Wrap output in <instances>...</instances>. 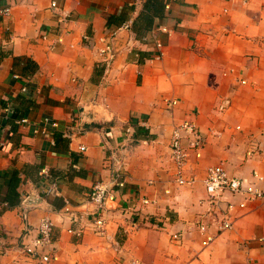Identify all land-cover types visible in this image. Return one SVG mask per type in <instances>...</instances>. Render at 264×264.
<instances>
[{
	"label": "crops",
	"instance_id": "1",
	"mask_svg": "<svg viewBox=\"0 0 264 264\" xmlns=\"http://www.w3.org/2000/svg\"><path fill=\"white\" fill-rule=\"evenodd\" d=\"M51 1L70 14L62 29ZM7 4L10 13L0 15V264H264V197L241 208L242 196L227 192L232 226L219 232L217 212L205 214L203 183L207 167L222 164L247 180L256 171L264 185V0H171L167 8L164 0H0ZM128 19L105 72L97 40ZM159 24L170 31L157 33L160 50L142 40ZM164 99L176 104L168 108ZM184 120L205 141L200 157L191 153L185 164L193 182L178 185L170 144ZM76 122L82 129L70 140L65 133ZM113 151L124 160V185L105 210V235L85 225L76 236L61 208L86 202L95 182L110 179ZM25 196L36 203L27 213ZM43 216L53 222L56 254L47 263L19 249ZM202 217L215 236L207 245Z\"/></svg>",
	"mask_w": 264,
	"mask_h": 264
},
{
	"label": "built area",
	"instance_id": "2",
	"mask_svg": "<svg viewBox=\"0 0 264 264\" xmlns=\"http://www.w3.org/2000/svg\"><path fill=\"white\" fill-rule=\"evenodd\" d=\"M169 1L164 0V5L167 8ZM50 9L56 15V22L59 29H62L67 21L70 20V14L57 6L55 1H51ZM11 5H0V15H7L10 13ZM132 20L128 19L119 25L111 28V30L105 35L100 37L96 45L98 57L100 63L103 65L104 71L110 70L118 50L116 48V41L121 31L129 30L131 28ZM170 33L168 27L163 24L154 26L148 34L142 37L143 41L153 40L155 46L160 50L161 42L157 38L158 32ZM45 38L44 35H42ZM88 42L93 44V40L88 35L84 36ZM58 40H61L60 35ZM95 43V42H94ZM130 40L127 41V44ZM160 54V53H159ZM159 56V55H157ZM156 56V57H157ZM241 82H244L241 80ZM165 106L171 108L176 104V100L164 99ZM87 109L83 106L81 116H86ZM75 120V119H72ZM25 121L21 119L20 122ZM78 121V120H77ZM79 123L72 125V130L65 133V136L72 140L74 133L81 131ZM125 132L128 134V138L133 140L131 133V127L127 126ZM185 140L186 144L182 145L181 141ZM204 137L201 136L197 130V126L193 121L184 120L176 127H174L171 134L170 144V159L174 164V170L172 172V180L178 185L190 184L193 182L192 177L185 175V164L189 159L191 153L194 157L199 158L201 150L204 145ZM81 151L85 150L84 145H79ZM109 168L111 170L110 179L107 182L97 181L93 184L91 191L88 194L87 201L81 204L73 205L69 201H66L61 208V212L68 217V219L74 223L75 226L69 227L68 232L80 236L83 233L84 226L91 227L92 231L98 235H105L107 220L104 216L108 203L113 201L118 190L124 185V160L121 154L113 151L108 156ZM252 176L257 182L262 181V176L256 171L252 173ZM247 180L245 178L229 174L222 164H216L207 167L205 177L203 179L205 191L207 194L206 200L207 209L205 214L210 215L213 211L217 212L218 219L212 216V223H215L217 230L223 231L232 226V219L230 210L233 209L234 203L232 200L224 201L225 194L228 192L234 196H242V200L238 201V206L243 208L247 201L255 200L264 197V185H258L256 181ZM144 204H148L147 198L142 199ZM225 204V206H221ZM36 203L28 200L25 196L21 200V206L24 213H27L31 208L35 207ZM90 205V206H88ZM203 214L202 216H205ZM198 230L204 235L202 244L207 245L215 237L207 232L208 223L204 221L202 217L198 222ZM53 222L48 216H43L37 226L35 227V233L30 234V230L23 235V243L19 246L20 251L32 259H38L40 262H50L56 258V254L52 253L53 248ZM180 233H172V238L179 239ZM6 248L0 241V252L4 253Z\"/></svg>",
	"mask_w": 264,
	"mask_h": 264
}]
</instances>
